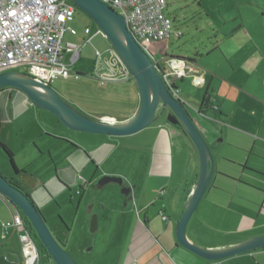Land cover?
<instances>
[{
    "label": "crops",
    "instance_id": "crops-1",
    "mask_svg": "<svg viewBox=\"0 0 264 264\" xmlns=\"http://www.w3.org/2000/svg\"><path fill=\"white\" fill-rule=\"evenodd\" d=\"M263 17L264 11L259 21L237 9L229 18L222 40L227 43L226 81L220 78L224 97L215 94L219 112L201 111L204 94L215 92L217 73L198 70L203 83L196 85L191 75L180 80L181 88L176 83L214 158L210 184L187 226L189 240L210 249L264 234V34L255 28L258 21L264 24ZM92 79L86 105L65 94L72 105L95 119L113 116L123 122L136 114L140 96L133 80L96 84ZM2 94L32 103L16 90ZM166 112L159 110L154 123L132 136L71 130L49 111L47 123L39 121L42 112L37 110L39 119L10 126L0 114V140L12 150L17 167L36 181L32 199L79 264H264V247L206 260L179 244L176 224L195 187L200 159L183 129L167 121ZM3 153L0 148L6 162ZM122 164L129 168L127 182L98 186L105 175L124 174L118 169ZM1 169L8 178L14 175L9 161ZM123 188L129 193H122ZM13 212L0 193V258L23 263L17 233L4 234L1 227Z\"/></svg>",
    "mask_w": 264,
    "mask_h": 264
},
{
    "label": "water",
    "instance_id": "water-1",
    "mask_svg": "<svg viewBox=\"0 0 264 264\" xmlns=\"http://www.w3.org/2000/svg\"><path fill=\"white\" fill-rule=\"evenodd\" d=\"M68 1L87 14L104 32L110 44L116 49L132 73L140 96V106L136 114L131 119L118 123L92 118L61 96L51 84L39 82L34 77L19 70L0 73V92L5 88L18 89L37 108L56 115L68 129L111 136L135 134L154 123L158 118L157 113L159 110H161V113L167 111V121L182 127L196 147L200 159V169L195 187L185 202L184 211L176 224L175 234L179 244L206 260H220L264 247V234L222 249L202 247L189 240L188 223L206 192L214 172V158L208 141L186 108L185 102L179 96H176V94H179L178 85L176 84L173 87L166 85L150 54L141 47L128 30L124 16L101 0ZM110 182L122 184L123 179L118 176L105 175L98 181V186ZM129 191L128 188L122 189L124 194L129 193ZM0 193L4 195L14 210L21 212L27 218L37 238L47 249L55 264H79L54 236L48 226L47 219L35 204L32 196L24 193L1 172ZM97 223V216L93 215L91 229H95ZM0 264L24 263L10 262L5 257H1Z\"/></svg>",
    "mask_w": 264,
    "mask_h": 264
},
{
    "label": "built area",
    "instance_id": "built-area-1",
    "mask_svg": "<svg viewBox=\"0 0 264 264\" xmlns=\"http://www.w3.org/2000/svg\"><path fill=\"white\" fill-rule=\"evenodd\" d=\"M101 1L124 16L128 30L150 54L168 87L187 75L196 79V85L204 82L195 65L175 58L166 61L168 59L163 60L152 51L155 44L173 34L172 20L165 14L166 0ZM75 14L76 6L68 0H0V73L22 67L23 72L46 84L58 77L68 78L70 69L63 60L64 53L75 50L72 57L75 62L80 52L78 47L64 46L62 42L66 32L77 34L69 25ZM84 33L91 35L92 29L87 26ZM97 33L105 36L99 27ZM94 78L103 84L121 83L133 80V75L110 45L105 51L97 50ZM108 117L111 123L119 122L116 117ZM1 227L4 234L10 230L18 234L24 264H39L38 245L21 212L14 210L13 218L2 222Z\"/></svg>",
    "mask_w": 264,
    "mask_h": 264
},
{
    "label": "rangeland",
    "instance_id": "rangeland-1",
    "mask_svg": "<svg viewBox=\"0 0 264 264\" xmlns=\"http://www.w3.org/2000/svg\"><path fill=\"white\" fill-rule=\"evenodd\" d=\"M166 2L167 7L165 9V14L172 20L173 34L167 40L155 44L152 47L153 53L160 58L167 53L174 57L193 59L196 61V64H194L198 70H212L217 73L214 78L213 89L215 92L212 97L217 99L215 94L219 93L220 98H223L225 86L221 85L224 83H220V78L226 81V60L223 53L225 52L227 45L224 41L227 38L225 30L229 27V18L237 12V9H241L242 12L244 11L248 15H251V17H255L260 21L264 9L260 8L259 5H264V0H166ZM259 21L255 28H260L262 30H256V33L262 35L264 34V28H262L264 27V24L260 25ZM69 25L76 29L77 34L73 35L70 32H66L62 43L64 46L73 45L78 47L77 51L80 52V56L75 62H73L72 57L75 50H67L64 53L63 60L69 66L70 76L68 78L58 77L53 83H51V85L63 97L66 98V94L70 98L76 99V101L86 105L85 101L91 91L89 82H95L92 78H94L95 73L97 50L105 51L111 44L106 36L101 33L96 34L98 26L87 14L77 7L75 18L69 23ZM87 26L92 29L91 35H85L84 33V29ZM177 33L180 35L176 36ZM90 37L93 38L88 42L87 40H89ZM220 41L222 42L220 43ZM170 60L171 59L168 58L166 61ZM18 70L23 71V68L21 67ZM78 73H80L79 76H77ZM180 80L181 79L177 81L179 85L181 84ZM100 83L101 82L98 81L96 84ZM133 84H135L134 80ZM183 85L184 89H187L188 86L185 84ZM220 86L222 87L218 89ZM181 87L182 86L180 85V88ZM205 90L206 87L201 91L204 93ZM188 91L191 93L192 89L189 88ZM210 94H212V92ZM70 101L72 102V100ZM28 102L29 101H23V99L18 96L9 97L5 94L0 95V114L2 121L10 126L14 121L15 125H18L23 120H32L34 117L35 119H39L37 115V110H39V112H42V118L40 117L41 120L39 119V121H45L47 123V111L44 109H38L33 103ZM190 113L193 114L191 110ZM102 117L103 116H97V119ZM144 130L145 129L135 134ZM3 156L6 159V162H8L7 156ZM6 162L0 155L1 173V167H6ZM118 169L120 171L119 173H124L120 175L123 182H127L125 177L129 174V168L122 164ZM49 225L50 222L48 226ZM50 227L51 226H49V228ZM62 245L64 244L62 243Z\"/></svg>",
    "mask_w": 264,
    "mask_h": 264
},
{
    "label": "trees",
    "instance_id": "trees-1",
    "mask_svg": "<svg viewBox=\"0 0 264 264\" xmlns=\"http://www.w3.org/2000/svg\"><path fill=\"white\" fill-rule=\"evenodd\" d=\"M179 35L180 34L178 33L176 36H179ZM162 57H163V60L168 59V58H175V59L185 60L187 63H189L191 65L196 64L195 60H193V59H188V58H184V57H174V56L168 55L167 53L164 54ZM79 75H80V73L77 74V76H79ZM7 89L16 90L18 93H22L18 89H14V88H7ZM7 89L5 88V90H7ZM201 108H202L201 111L212 110L214 112H219V106L215 102V98L212 97V94H209L208 92H206L203 96V99L201 102ZM0 126H1V120H0ZM176 126L182 128L180 125H176ZM0 148L8 157L10 167H11L12 171L14 172V175L12 177H10L9 179L11 180V182L14 185H16L18 188H20L24 193L31 195V191L34 189L36 181L32 178V176L28 172H26L25 170H21L17 167V165L14 161V154H13L12 150L5 143H3L1 140H0ZM25 220H26V224L30 227L32 235L35 238L36 243L38 245V249L40 252L39 264H45L47 261L52 260V257L49 255L47 249L44 247V245L41 243V241L37 238L36 233L33 230V228L31 227L27 218H25Z\"/></svg>",
    "mask_w": 264,
    "mask_h": 264
},
{
    "label": "bare ground",
    "instance_id": "bare-ground-1",
    "mask_svg": "<svg viewBox=\"0 0 264 264\" xmlns=\"http://www.w3.org/2000/svg\"><path fill=\"white\" fill-rule=\"evenodd\" d=\"M102 118L106 122H108V121L112 122V120L108 116H103Z\"/></svg>",
    "mask_w": 264,
    "mask_h": 264
},
{
    "label": "flooded vegetation",
    "instance_id": "flooded-vegetation-1",
    "mask_svg": "<svg viewBox=\"0 0 264 264\" xmlns=\"http://www.w3.org/2000/svg\"><path fill=\"white\" fill-rule=\"evenodd\" d=\"M7 90H11V89H7ZM7 90L4 89V91H7ZM4 91L2 90L1 92H4ZM1 92H0V93H1Z\"/></svg>",
    "mask_w": 264,
    "mask_h": 264
}]
</instances>
